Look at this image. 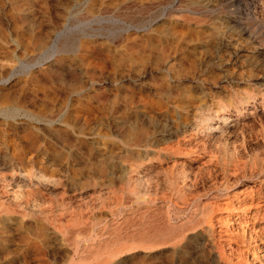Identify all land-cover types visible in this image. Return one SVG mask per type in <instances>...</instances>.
Segmentation results:
<instances>
[{"label": "bare ground", "instance_id": "bare-ground-1", "mask_svg": "<svg viewBox=\"0 0 264 264\" xmlns=\"http://www.w3.org/2000/svg\"><path fill=\"white\" fill-rule=\"evenodd\" d=\"M184 3L179 0L176 13L182 16L176 18L192 21L184 16ZM217 12L227 14L229 31L264 43V9L244 20L239 1L220 0L195 21L207 23ZM121 19L129 27L150 22ZM79 47L74 44V50ZM131 81L83 77L53 85L64 86L69 96L95 93L101 100ZM237 83L230 98L214 108L200 105L192 114L173 109L168 128L157 117H134L135 111L123 118L105 115L88 131L68 123L67 105L49 115L32 114L44 133L61 125L81 137L76 158L73 154L79 178L68 167L40 159V151L28 164L0 152V264H29L19 253L6 258L19 246L18 238L45 251L40 264H148L167 249L177 251L190 236L216 264H264V83ZM3 113L0 105V118ZM43 143L49 156H61L53 138Z\"/></svg>", "mask_w": 264, "mask_h": 264}, {"label": "rangeland", "instance_id": "rangeland-1", "mask_svg": "<svg viewBox=\"0 0 264 264\" xmlns=\"http://www.w3.org/2000/svg\"><path fill=\"white\" fill-rule=\"evenodd\" d=\"M181 1L188 10L184 16L192 21L180 19L182 14L176 13L179 0H0V105L4 110L0 118V152L28 164L40 151V159L68 167L70 176L78 179L81 166L75 158L81 137L61 125H53L50 132L44 133V126L31 119L32 114L49 115L67 105L68 123L88 131L108 115L123 118L135 111L134 117L143 119L147 115L155 121L157 117L156 122L163 124L160 127L168 128L172 110L177 107L187 114L200 105L214 108L216 102L230 98L232 89L239 88V79L264 83V43L257 45L240 30L239 35L229 31L226 13L217 12L207 23L196 22L220 0ZM233 1H239L240 19L255 13L259 16L264 9L261 0ZM143 8L147 11L139 12ZM122 16L146 17L150 22L129 27ZM261 17L264 19V13ZM84 34L93 35L83 38ZM76 43L80 47L74 50ZM12 69H16L15 75L9 77ZM83 77L132 81L101 100L95 93L69 96L64 86L53 85L57 79ZM45 137L53 138L61 156L46 153ZM18 239L19 246L6 258L11 260L19 253L29 264H40L45 251L29 248L22 238ZM164 252L158 256L160 260L148 264H216L193 236L177 251Z\"/></svg>", "mask_w": 264, "mask_h": 264}]
</instances>
